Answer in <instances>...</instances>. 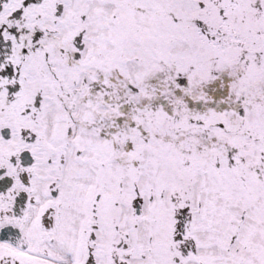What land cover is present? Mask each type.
Masks as SVG:
<instances>
[{
    "label": "snow or ice",
    "instance_id": "6c2138e0",
    "mask_svg": "<svg viewBox=\"0 0 264 264\" xmlns=\"http://www.w3.org/2000/svg\"><path fill=\"white\" fill-rule=\"evenodd\" d=\"M0 264H264V0H0Z\"/></svg>",
    "mask_w": 264,
    "mask_h": 264
}]
</instances>
